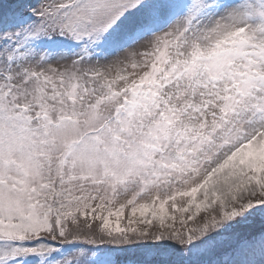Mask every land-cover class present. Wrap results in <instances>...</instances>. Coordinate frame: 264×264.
I'll use <instances>...</instances> for the list:
<instances>
[{"label": "snow or ice", "instance_id": "obj_1", "mask_svg": "<svg viewBox=\"0 0 264 264\" xmlns=\"http://www.w3.org/2000/svg\"><path fill=\"white\" fill-rule=\"evenodd\" d=\"M0 264H264V0H0Z\"/></svg>", "mask_w": 264, "mask_h": 264}]
</instances>
